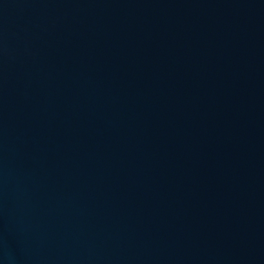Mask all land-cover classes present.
<instances>
[{
    "label": "water",
    "instance_id": "1",
    "mask_svg": "<svg viewBox=\"0 0 264 264\" xmlns=\"http://www.w3.org/2000/svg\"><path fill=\"white\" fill-rule=\"evenodd\" d=\"M0 264H264V0H0Z\"/></svg>",
    "mask_w": 264,
    "mask_h": 264
}]
</instances>
